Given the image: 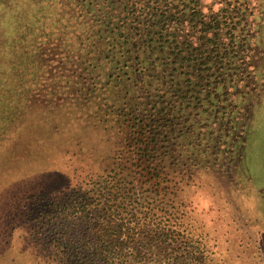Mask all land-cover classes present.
<instances>
[{"label": "trees", "instance_id": "1", "mask_svg": "<svg viewBox=\"0 0 264 264\" xmlns=\"http://www.w3.org/2000/svg\"><path fill=\"white\" fill-rule=\"evenodd\" d=\"M263 24L264 0H0V137L47 97L98 107L117 127L104 167L78 138L30 196L24 232L40 263L259 257L241 249L226 207L183 191L201 187L202 169L226 167L246 136L264 89Z\"/></svg>", "mask_w": 264, "mask_h": 264}, {"label": "rangeland", "instance_id": "2", "mask_svg": "<svg viewBox=\"0 0 264 264\" xmlns=\"http://www.w3.org/2000/svg\"><path fill=\"white\" fill-rule=\"evenodd\" d=\"M211 1L203 0L206 4ZM258 41L264 52V24ZM262 72L264 78V60ZM254 101L245 122L246 136L234 145L230 163L202 169L201 187L190 185L183 193L209 207H226L237 222L232 229L242 226L244 230L241 249L250 255L260 248L259 257L251 263L264 264V211L258 207L264 204V89ZM29 104L21 117L22 121L25 117L23 127L11 132L14 128L8 126L0 137V264H42L36 257L39 248L24 232V214L30 196L47 189L63 159L68 158L69 151L62 149L74 150L73 142L83 138L102 159L97 167H104L117 137L116 123L105 118L98 107L93 115L91 106L54 104L48 97ZM7 132L12 133L10 138ZM242 257V264L252 261Z\"/></svg>", "mask_w": 264, "mask_h": 264}, {"label": "snow or ice", "instance_id": "3", "mask_svg": "<svg viewBox=\"0 0 264 264\" xmlns=\"http://www.w3.org/2000/svg\"><path fill=\"white\" fill-rule=\"evenodd\" d=\"M260 211H264V204L258 206Z\"/></svg>", "mask_w": 264, "mask_h": 264}]
</instances>
